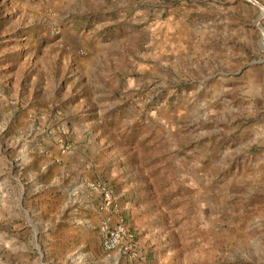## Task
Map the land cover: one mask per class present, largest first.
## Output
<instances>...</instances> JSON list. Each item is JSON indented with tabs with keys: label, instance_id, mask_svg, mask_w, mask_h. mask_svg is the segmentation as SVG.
Wrapping results in <instances>:
<instances>
[{
	"label": "rangeland",
	"instance_id": "374dc122",
	"mask_svg": "<svg viewBox=\"0 0 264 264\" xmlns=\"http://www.w3.org/2000/svg\"><path fill=\"white\" fill-rule=\"evenodd\" d=\"M0 105V135L55 136L67 152L72 119L111 135L145 197L127 218L159 233L141 263L264 264V0H0ZM20 189L6 193L15 215ZM38 238L34 256L64 264L60 242Z\"/></svg>",
	"mask_w": 264,
	"mask_h": 264
},
{
	"label": "crops",
	"instance_id": "0c3cea01",
	"mask_svg": "<svg viewBox=\"0 0 264 264\" xmlns=\"http://www.w3.org/2000/svg\"><path fill=\"white\" fill-rule=\"evenodd\" d=\"M89 66L92 67V64L86 63L85 67L88 69L84 80L87 83L90 82ZM111 91L103 88L89 101L84 98L82 108L87 107L86 115H93L104 106L103 103L99 104L101 92L106 96ZM6 112V107L0 105V114ZM30 120L31 118L22 121L23 123L19 122L28 124ZM72 121L70 127L74 132L77 130L80 133L62 138L78 143L79 146L73 152L62 151L64 146L57 145L56 137L51 135H0V191L3 190L0 192V223L3 226H0V264H57L55 259L44 261L40 248L39 257L34 256L37 242L41 241L38 238L40 234L54 238L51 248L55 251L57 241L60 242L57 256L64 264H146V261L141 263L140 259L131 261L118 250L105 252L102 249L98 228L105 215L99 211L101 196L87 187L89 182H103L113 189L121 209L113 221H119L120 214L126 218L125 224L136 233V250L140 257L153 261L155 252L151 248L159 237L154 226L155 220L135 213L128 220L129 213L124 206L127 201H145L142 192L137 195L139 188L131 187L132 169L123 167L126 162L121 164L123 157L116 151V144H109L107 140L111 135H97L96 130L89 129L88 119L82 122ZM65 122L69 124L68 119ZM52 123L55 124L56 121H51L50 124ZM69 131V127H65V133L68 134ZM9 143L10 147L5 148ZM40 143H43V149L47 151L46 156L41 155L38 150ZM106 144L109 145L108 148L105 147ZM16 157L25 159V166L36 167V173L29 174L15 168L13 161ZM45 176L47 180L41 183L39 178ZM19 185L21 211L15 215L10 203L11 196H6V193L19 189ZM38 187L41 188V193L34 192ZM33 203L43 207L40 220L34 217L36 212L30 208ZM8 219H26L27 222L21 229L15 230L14 226L12 229L9 227L11 223H8ZM30 238L33 239L32 242ZM76 241H80L81 245H76ZM76 253L79 254L78 257Z\"/></svg>",
	"mask_w": 264,
	"mask_h": 264
},
{
	"label": "built area",
	"instance_id": "2783aa9c",
	"mask_svg": "<svg viewBox=\"0 0 264 264\" xmlns=\"http://www.w3.org/2000/svg\"><path fill=\"white\" fill-rule=\"evenodd\" d=\"M28 1L39 2L47 0ZM55 32L56 34L60 33L59 30ZM65 148L66 150H70L71 147L66 146ZM87 187L96 191L101 196L99 211L102 212L105 217L99 225L98 232L103 250L105 252L118 250L121 255L131 261L141 259L136 250V233L129 229L122 220L119 219L117 222L113 221V218L120 211V204L114 195L113 189L103 182H89Z\"/></svg>",
	"mask_w": 264,
	"mask_h": 264
}]
</instances>
